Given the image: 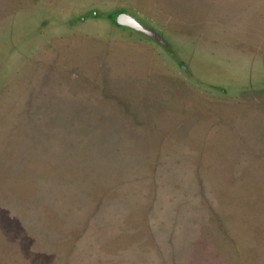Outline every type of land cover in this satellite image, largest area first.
<instances>
[{"label": "rangeland", "instance_id": "obj_1", "mask_svg": "<svg viewBox=\"0 0 264 264\" xmlns=\"http://www.w3.org/2000/svg\"><path fill=\"white\" fill-rule=\"evenodd\" d=\"M92 10L101 15L81 19ZM120 10L168 36L193 78L116 25ZM260 82L264 0H0V155L7 141L20 154H55L59 122L111 124L95 134L120 138V167L181 176L173 185L189 201L205 186H254L246 174H264V84L239 87ZM234 234L227 264H264V232L257 248L249 232Z\"/></svg>", "mask_w": 264, "mask_h": 264}, {"label": "trees", "instance_id": "obj_2", "mask_svg": "<svg viewBox=\"0 0 264 264\" xmlns=\"http://www.w3.org/2000/svg\"><path fill=\"white\" fill-rule=\"evenodd\" d=\"M112 20L115 21L114 17ZM74 123L59 122L57 125L61 137L57 143L61 156H53V159L49 158L47 161L52 165L50 176L53 177V185L39 188L38 191H25L26 209L33 211L36 209L34 204L41 205L39 213L28 219V223L35 221L39 225V245H48V238L55 227L61 229L67 224L74 227L69 244H51L64 249L61 256H56L54 264L71 263L73 253L80 250L82 241L87 240L88 229L95 232L107 231L100 213L103 210L111 212V209L115 212L116 207L120 209L114 215L117 237H121L129 228L136 229L131 234L132 237L136 233L144 234L142 258L146 264H227L232 251H238V246L240 247V242L235 239L236 231L251 234L249 237L255 240L250 242L251 247L261 244L260 234L264 232V181L262 184L257 181L258 178L264 179L263 173L251 175L250 178L256 180L254 186L245 184L233 186L232 189L231 186L216 185L210 187L211 191H207L206 186L203 191L192 187L194 195L201 193V199L192 202L179 198L173 201L169 196V200L161 202L160 189L168 186L167 170L157 169V166L146 169L120 167V138L95 134L112 126ZM9 142L5 144L6 150L0 155V161L10 157L16 149ZM20 158L28 164L37 162L24 155ZM60 161L64 169L59 168L57 163ZM14 169L21 168L15 166ZM25 172L23 169L22 173ZM140 172L144 175L138 178ZM231 175L237 179L242 173ZM131 176L136 181L142 178L151 181L147 201L129 198L134 193V186L125 187V184L126 179ZM21 182L18 181L17 184ZM174 185L176 188L182 187L181 184ZM14 194L18 199L24 198L18 188ZM76 211L83 215L71 219ZM48 219L57 221L48 222ZM28 223L21 229L26 236L30 235ZM86 242L88 251L95 249L93 240ZM26 244L32 243L27 241ZM14 248L19 249L16 241ZM227 252H230V256L225 255ZM26 258L27 255H24L20 260Z\"/></svg>", "mask_w": 264, "mask_h": 264}, {"label": "water", "instance_id": "obj_3", "mask_svg": "<svg viewBox=\"0 0 264 264\" xmlns=\"http://www.w3.org/2000/svg\"><path fill=\"white\" fill-rule=\"evenodd\" d=\"M92 13L94 16L101 15L96 10H92L91 12L84 13L81 19L92 16ZM115 22L118 25L131 30L140 37L159 45L179 65V68L182 71L187 72L188 76L193 78L189 71V61L186 59H181L177 56V47L175 43L162 31L145 23L133 13L127 12L125 10L117 12L115 15ZM207 65H205V67L209 69L208 71H221V68H218L217 64L208 62ZM262 84H264V82L248 83L240 86L239 88L249 89L258 87ZM208 87L214 90L218 89L217 86L212 84L208 85ZM222 90L227 91V88H223ZM82 107L80 106V108ZM78 117H80V115ZM107 125L112 126L111 124ZM36 145L44 147L46 146V143L39 142ZM17 146L19 147V145ZM22 148H24L22 151L23 154H20L18 151H14L10 157L4 158L0 161V264H54L56 262V256L59 257L64 253V249L63 247L61 248V246H65L70 243V236L74 231V227L71 224H67L61 229L55 227L48 238V245L46 247L39 245L37 235L39 225L35 221L28 223V219L32 217L33 214L36 215L39 213V208L41 205L38 203L34 204L36 209L33 211L26 209L27 197L25 191H38L37 189L39 188L50 187V185H53L51 183L53 181V177L50 176L51 165L49 162L47 163V161L49 158L53 159V156H61V152L56 151L55 154H49L47 152L39 154L29 151L28 148L24 146H22ZM20 155H24L26 158H33L37 162L28 164L27 162L21 160ZM141 160L142 159H138V157L134 159L135 162ZM57 164L59 168L64 169V165H62L63 163L61 161ZM139 164L147 165L146 163ZM16 165H18L21 169L15 170L14 167ZM138 168H144V166H140ZM23 169L26 170L25 173H22ZM168 172L170 173H167L166 175L168 186L160 189V201L162 202L169 200V196H171V199H174L173 201L179 198L185 199L184 187L182 186L181 188H176L175 185H173V181L179 176L173 175L170 171ZM6 173L7 176L5 175ZM254 173L260 174L258 172ZM143 175L144 174L140 172L138 178ZM31 177L33 180H31ZM246 177L250 178L251 175L246 174ZM222 179L225 180L223 176ZM18 181L22 182L17 184ZM150 184L151 181L149 180L142 178L136 181L135 179L133 180V176L129 177L126 179L125 187L129 185L134 186V193L130 194L129 198L132 200L141 199L147 201L150 196V194L147 193ZM220 186L231 185H225V183H223V185ZM16 188L20 190L22 197L24 198H16L17 196L14 194ZM231 188L233 189V186H231ZM222 190L226 194L228 193L224 188ZM119 210V207H116L115 212H113L111 209V212H105L103 210L100 213V215L103 217L102 221H104V224L107 225V231L95 232L91 228L88 229L87 240H93L95 249H93L91 252L88 251L86 248L87 240L82 241L79 246L80 250H76L73 253L70 264H146L142 258L143 249L145 246L144 234L136 233L135 237H132L131 234L134 233L136 229L129 228L128 230H125L124 234H121V237H117L118 231L114 223V215ZM82 215V212L76 211L72 215L71 219L79 218ZM127 218L128 217H126V219ZM55 221L57 220L48 219V222ZM26 223H28L30 226L29 236H26V234L21 232L23 225ZM15 241L19 244V249L17 250L14 248ZM27 241H30L32 244L27 245ZM251 241L255 240L252 238ZM54 243L60 244L61 246H51V244ZM227 253L225 255H227ZM24 255H27V258L20 260V257L22 258ZM218 264L224 263L220 262Z\"/></svg>", "mask_w": 264, "mask_h": 264}, {"label": "flooded vegetation", "instance_id": "obj_4", "mask_svg": "<svg viewBox=\"0 0 264 264\" xmlns=\"http://www.w3.org/2000/svg\"><path fill=\"white\" fill-rule=\"evenodd\" d=\"M120 11H121V10H120ZM116 14H117V13H116ZM116 14H115V15H116ZM114 20H115V16H114ZM114 23H116V22L114 21ZM116 24H117V23H116ZM117 25H118V24H117ZM118 26H120V25H118Z\"/></svg>", "mask_w": 264, "mask_h": 264}]
</instances>
